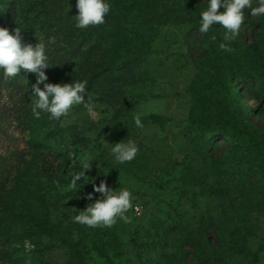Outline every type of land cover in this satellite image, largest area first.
Returning <instances> with one entry per match:
<instances>
[{"label":"rangeland","instance_id":"rangeland-1","mask_svg":"<svg viewBox=\"0 0 264 264\" xmlns=\"http://www.w3.org/2000/svg\"><path fill=\"white\" fill-rule=\"evenodd\" d=\"M75 3L0 0V27L45 44L47 82L98 76L85 95L95 120L83 105L37 120L35 74L0 76V264H200L198 246L210 264H264V145L217 132L239 127L264 142V16L245 10L224 52L223 29L198 32L204 0H110L105 23L86 29L75 27ZM124 61L115 78L109 69ZM127 139L137 157L116 164L105 143ZM86 156V175L128 188L141 213L111 228L72 223L90 202L77 196L91 184L68 190ZM33 210L42 220H27Z\"/></svg>","mask_w":264,"mask_h":264},{"label":"clouds","instance_id":"clouds-1","mask_svg":"<svg viewBox=\"0 0 264 264\" xmlns=\"http://www.w3.org/2000/svg\"><path fill=\"white\" fill-rule=\"evenodd\" d=\"M204 4L205 7L198 13V32L207 34L214 26L223 29L224 43L219 47L224 52L233 51L230 42L240 35L246 20L245 10L251 17L264 16V0H204ZM111 7L110 0H76L77 14L72 16L75 27L86 29L89 26L104 24ZM21 30V27H17L10 34L7 28L0 27V76L10 79L18 76L21 70L35 74V83L31 85L29 94L33 117L38 120L41 114L45 113L50 119L60 120L68 116L74 106L83 105L90 119L95 120L98 117L95 105L85 101L88 81L76 80L55 84L47 82L45 70L51 66L46 46L43 42L36 43L35 46L22 44ZM25 92L29 90L25 88ZM133 123L136 128L143 127L140 115L133 117ZM109 146L116 164L133 161L139 152V147L133 139L114 144L105 143V147ZM93 161L90 157H84L80 170L71 175L68 190L75 195L85 185H92L91 192L77 196L78 199L90 202L82 210L76 209V214L71 217L72 223L88 228H111L118 220L129 222L127 213L134 210L132 192L125 187L113 189L105 180H100L97 185L96 177L86 175Z\"/></svg>","mask_w":264,"mask_h":264},{"label":"trees","instance_id":"trees-1","mask_svg":"<svg viewBox=\"0 0 264 264\" xmlns=\"http://www.w3.org/2000/svg\"><path fill=\"white\" fill-rule=\"evenodd\" d=\"M125 65H126L125 61L120 62L118 65L111 66V68L109 70L112 71L113 76L115 78H118L117 76H121L120 73L121 72L123 73V71L126 67ZM97 77L98 76L96 75V76H92L90 78V80L88 82L89 86H92L94 79ZM188 130L190 133L195 134V132L198 129L196 127H189ZM217 132L224 138V140H226L227 142H230V143L234 140H240V137L245 136V138H247L249 141H251L252 143H254L257 146L264 145V142L262 140H260L254 132L245 131L239 127H232L229 129L221 128ZM206 136L209 138L210 134H207ZM35 162H37V161L35 160ZM21 195L28 204L33 205V207H34L36 197L32 192L27 191L25 189H22ZM41 215L42 214L40 211L33 210L31 213L26 214V217H27V220L29 222L33 223V222H37L38 220H42ZM196 259L200 264H210V261L206 255V251L201 246H198L196 248Z\"/></svg>","mask_w":264,"mask_h":264},{"label":"built area","instance_id":"built-area-1","mask_svg":"<svg viewBox=\"0 0 264 264\" xmlns=\"http://www.w3.org/2000/svg\"><path fill=\"white\" fill-rule=\"evenodd\" d=\"M133 209H134V211L136 212V213H141V209H140V207L138 206V205H134L133 206Z\"/></svg>","mask_w":264,"mask_h":264}]
</instances>
